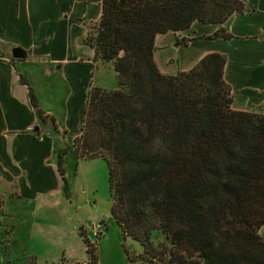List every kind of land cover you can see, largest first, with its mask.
Returning <instances> with one entry per match:
<instances>
[{
	"label": "trees",
	"instance_id": "trees-1",
	"mask_svg": "<svg viewBox=\"0 0 264 264\" xmlns=\"http://www.w3.org/2000/svg\"><path fill=\"white\" fill-rule=\"evenodd\" d=\"M244 4L101 0L98 21L83 39L93 63L111 66L116 88L89 86L70 148L77 160L105 163L110 219L122 239L139 244L141 264H264L258 234L264 224V113L230 109L220 54H206L170 76L153 59L156 36L193 23L221 25ZM215 37L229 38L222 31ZM18 81L36 119L52 122L22 75ZM66 150L55 154L65 198ZM77 235L86 262L60 258L52 264H97L95 247ZM154 235L160 238L155 245Z\"/></svg>",
	"mask_w": 264,
	"mask_h": 264
},
{
	"label": "crops",
	"instance_id": "crops-1",
	"mask_svg": "<svg viewBox=\"0 0 264 264\" xmlns=\"http://www.w3.org/2000/svg\"><path fill=\"white\" fill-rule=\"evenodd\" d=\"M100 2L0 0V184L13 193L8 201L14 210L22 209V223H29L27 245L21 244L20 252L35 262L39 251L31 245L34 228L45 226L36 220L37 212L52 216L60 198L67 203L70 198L68 191L63 196L55 154L67 147L62 157L65 181V161L70 158L76 168L81 161L70 145L80 132L84 94L95 86L90 79L98 63H93L92 50L83 39L89 26L98 21ZM206 26L214 27L210 32L199 31ZM219 31L229 38H210ZM177 35L189 39L177 40ZM76 37L80 46L75 45ZM154 47V62L168 76L188 71L206 54L224 56L222 77L230 89V109L264 113V0H245L244 11L221 25L193 23L186 31L158 35ZM13 48L25 53L22 60L11 58ZM167 49L173 53L160 58ZM18 75L52 122L36 119ZM3 214L8 219L4 228L14 234L12 213ZM85 233L92 240L91 232Z\"/></svg>",
	"mask_w": 264,
	"mask_h": 264
},
{
	"label": "rangeland",
	"instance_id": "rangeland-1",
	"mask_svg": "<svg viewBox=\"0 0 264 264\" xmlns=\"http://www.w3.org/2000/svg\"><path fill=\"white\" fill-rule=\"evenodd\" d=\"M258 16L262 17L259 14ZM213 27L206 26L199 31L210 32ZM175 38L189 39L181 35ZM75 45H81L80 37H76ZM172 53L173 51L167 49L160 58ZM97 63L90 79L91 85L104 90H114L116 85L110 65ZM70 161L68 158L64 165L67 191L70 194L69 203L60 198L58 204L54 205L52 216L44 215L43 210L37 212L36 220L44 223L45 226L35 227V237L32 234L31 245L39 251L36 258L39 263L35 262V264H52L58 262L60 258L70 263H85L84 245L77 235L79 231L82 232L85 240L95 247L97 264H141L139 256L142 249L139 244L129 238L122 239L118 228L110 219L105 163L100 159L80 161L76 168ZM12 195L9 189L0 184L2 216L4 212L12 213L11 223L13 222L12 225L16 229L14 234L11 233L9 228H4L8 219L5 217L0 219V264H28L25 262V257L28 255L20 252L22 249L20 245H27L26 230L30 227L28 222L22 223L24 221L21 215L22 209L14 210L15 206L9 203L8 197ZM98 222L102 225L103 236L88 240L85 231L88 233L90 225ZM258 234L264 239V224ZM152 241L155 245L160 242V238L154 235Z\"/></svg>",
	"mask_w": 264,
	"mask_h": 264
},
{
	"label": "built area",
	"instance_id": "built-area-1",
	"mask_svg": "<svg viewBox=\"0 0 264 264\" xmlns=\"http://www.w3.org/2000/svg\"><path fill=\"white\" fill-rule=\"evenodd\" d=\"M89 230L91 232V235H92V238H99V237H102L103 236V233H102V225L101 223H94L93 225H91L89 227Z\"/></svg>",
	"mask_w": 264,
	"mask_h": 264
},
{
	"label": "water",
	"instance_id": "water-1",
	"mask_svg": "<svg viewBox=\"0 0 264 264\" xmlns=\"http://www.w3.org/2000/svg\"><path fill=\"white\" fill-rule=\"evenodd\" d=\"M10 56L13 60H22L25 53L19 48H13L10 50Z\"/></svg>",
	"mask_w": 264,
	"mask_h": 264
}]
</instances>
